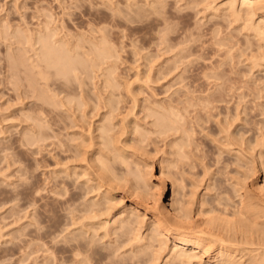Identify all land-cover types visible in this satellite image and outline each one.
Segmentation results:
<instances>
[{
    "label": "bare ground",
    "instance_id": "bare-ground-1",
    "mask_svg": "<svg viewBox=\"0 0 264 264\" xmlns=\"http://www.w3.org/2000/svg\"><path fill=\"white\" fill-rule=\"evenodd\" d=\"M87 1L86 26L73 31L46 7L34 29L17 33L32 53L37 99L28 140L37 149L47 141L50 113L63 124L67 156L52 193L66 196L71 261L264 264V0ZM98 5L107 13L91 12ZM126 47L133 80L119 73ZM198 63L204 82L193 86ZM161 82L166 97L155 92Z\"/></svg>",
    "mask_w": 264,
    "mask_h": 264
},
{
    "label": "rangeland",
    "instance_id": "rangeland-1",
    "mask_svg": "<svg viewBox=\"0 0 264 264\" xmlns=\"http://www.w3.org/2000/svg\"><path fill=\"white\" fill-rule=\"evenodd\" d=\"M84 1L85 3H83ZM76 4L79 5L77 6ZM87 4H89L87 0H0V264H74L73 261L75 257L73 256V252L67 251L66 249L68 247L64 244L65 243L64 237L66 235V232L64 233L63 229H65L64 216L66 215V212H64L63 210L64 207L62 206V202L65 201L66 196H64L63 194L56 195L52 193V189H54L53 187L54 185L52 184H55L56 181L57 182L60 181L59 179L61 178L60 176H62V174L59 172L62 171L63 169L62 166L64 165L63 163H65L66 161V159L64 158H66L67 156V154L64 152V146L62 147V145L64 144L63 140L65 141L64 135L63 136L61 135L64 134V129H62L63 124L62 126L60 125L62 122L60 118L57 117L56 112L55 113L53 112L56 116L53 113L52 114L50 113L48 118L50 119V123L54 122L52 121V115L53 118H56L57 121L59 120L60 121L57 122L56 119H53L57 124H55L54 122L48 125V127L45 129L46 134L47 133L49 134V135L47 134L49 137L47 141H44L43 143L42 142L39 143L41 148L39 147L40 149H37L38 144H32L30 140H28L31 138L32 135L31 132L32 130L30 131V129H32L30 116L33 115L32 109L34 107V104L37 102V99H34V97L32 96V88L29 85V76H30L29 61H31L30 57L32 53H30L29 51L30 50L29 45L26 44V41L23 38L17 36V33L18 31L26 32V30H29L31 26H33L31 27V29H34L37 25H33V24L36 23L38 24L39 18L42 19V17H39V15L42 16L44 15V13H48V10L50 14L53 13V17L57 19V21H59L60 23L63 22L64 19L66 21V23L65 21L64 23L69 27L72 26L74 31L76 26L87 25L86 19H88V16L85 14L86 11L90 8L89 6L90 4L89 5ZM94 7L91 9L92 11L91 10L90 11L95 14H100L104 12L107 13V10L104 6L100 5L99 7L98 5ZM45 8L48 10H45ZM38 9L42 10V12L39 11ZM97 11L98 13H96ZM193 20L194 19H192V22ZM5 23H7L8 25L6 24V26H4ZM12 32L14 34H12ZM19 39H21V41ZM119 41L121 42L122 39H119ZM125 41L127 42V40ZM18 43L20 46L18 45ZM22 47L25 49L24 50L21 49ZM121 50H122L123 62L119 64V70H120L119 73L120 75L122 74L125 77L128 76L126 77L127 79L131 78L130 80H133L136 75V73L134 72H136L138 69L136 68V65L133 66L131 64H133L134 58H136V56L133 55L134 53L131 47L129 48L126 47L123 49L121 48ZM123 51L125 53H123ZM148 52L149 51H147V53ZM21 59H24L25 62L21 63L20 62ZM11 63L14 65V67ZM138 64H140V62H138ZM198 65H193L194 66V67L192 66L193 68L191 67L192 70V72L190 71L191 74L192 73L194 74V72L195 74L194 75L190 74V77L188 74V78L190 79L186 80L187 83H190L191 85L194 84L193 86H196L195 85L196 83L197 85H199L204 82L202 79H200L202 70L200 68L199 63ZM131 67H135L137 70H135L134 68L133 71ZM19 68H21V70ZM140 68L144 69V67H140ZM124 76L122 78H124ZM198 82L200 83L198 84ZM162 83L163 82L155 86V90H156L155 92H157V94L160 97L161 96L163 97L165 93V97H166L167 95L171 94V91L166 95L165 90L167 89L166 88L167 85L166 83L163 84ZM38 103L41 104L42 102L39 101ZM224 105L225 104L222 105V112L225 111ZM231 107H233V105H231ZM54 109L55 108L52 107L50 110L54 111ZM254 113L255 112L253 111L250 112L249 110V116H250L249 118L252 119L251 120L252 122H256L258 120V117H260L257 115V112L255 114ZM260 119L261 117L259 118V120ZM25 133H27L28 135H25ZM199 137L201 138L202 136L198 135V138ZM204 139L206 140V138H203V141H205ZM212 144L208 142V139L203 144V148L205 147L207 148V150L206 151L204 150V152H207L208 154L213 152V154L211 153L208 156L209 162L207 161L208 159L205 161L207 163H211L210 160L211 161L214 160L213 157L215 156L214 155L215 150H214V145ZM150 149L152 148L150 147ZM212 149L214 151H212ZM210 155L212 157H210ZM159 156L160 155L156 156L153 159V161L157 162ZM213 163L214 161L211 164L212 170H216L219 165L215 169V166L213 168ZM220 165L222 166V164ZM230 167L231 168H229V171L230 170L233 171V169L236 168L235 166L234 168H232V166ZM28 170L30 173H28ZM32 174L34 177H32ZM29 175L31 177H29ZM153 176H154V184L159 183L160 182L159 177L161 176V172L158 163L155 165ZM220 177L219 179L222 178ZM222 179H224V177ZM34 187L36 189H34ZM166 187H167L166 202H167L171 199L172 196L171 182L169 180L166 181ZM60 189L62 188H59V191L63 192V190ZM71 189L73 191L72 187L70 188V190ZM37 191H40V193H36ZM50 191L51 193H49ZM10 193L13 195H11ZM18 193L19 195H17ZM33 198L35 199L32 200ZM88 198H90V196H88ZM10 199L12 200L10 201ZM32 201L33 202L35 201L36 204L32 203ZM40 209L43 211H41ZM17 211L19 214L16 213ZM62 212H64L65 214ZM53 214L55 217L53 216ZM61 214L63 215V217L61 216ZM57 227L59 228L57 229ZM61 229L63 230L62 232L64 234L61 232Z\"/></svg>",
    "mask_w": 264,
    "mask_h": 264
}]
</instances>
